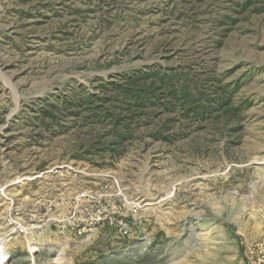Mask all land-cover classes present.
Listing matches in <instances>:
<instances>
[{
	"label": "rangeland",
	"instance_id": "374dc122",
	"mask_svg": "<svg viewBox=\"0 0 264 264\" xmlns=\"http://www.w3.org/2000/svg\"><path fill=\"white\" fill-rule=\"evenodd\" d=\"M155 65L238 115L158 110L113 152L81 101ZM263 238L264 0H0L3 264H249Z\"/></svg>",
	"mask_w": 264,
	"mask_h": 264
},
{
	"label": "trees",
	"instance_id": "16d2710c",
	"mask_svg": "<svg viewBox=\"0 0 264 264\" xmlns=\"http://www.w3.org/2000/svg\"><path fill=\"white\" fill-rule=\"evenodd\" d=\"M179 75L176 71H167L156 65L147 70L139 69L122 76L111 86L103 83L104 90L111 93L110 97L88 95L83 98L81 104L88 110L97 105L99 112L93 117L98 121L107 119L113 126L108 141L113 152H119L120 146H125V142L133 139L129 124L133 118L150 120L158 110L169 111L178 106L185 110L188 116L192 114L196 118H204L213 111L227 116L238 115L239 107L232 105L228 90L223 88V92L218 93L216 97H207L203 92L197 94L190 85H179ZM63 101L66 102L65 99ZM161 134L157 132L153 136L159 138Z\"/></svg>",
	"mask_w": 264,
	"mask_h": 264
},
{
	"label": "built area",
	"instance_id": "2783aa9c",
	"mask_svg": "<svg viewBox=\"0 0 264 264\" xmlns=\"http://www.w3.org/2000/svg\"><path fill=\"white\" fill-rule=\"evenodd\" d=\"M63 167H65L66 169L70 168V166L67 164L63 165L62 168ZM52 170L53 168H51L50 170H46L42 173H39V176H41L42 174L51 172ZM83 220L86 221V217ZM99 220H101V217L98 216V221ZM247 259H248L249 264L251 263L264 264V238L259 240V242L257 243L251 244L248 247Z\"/></svg>",
	"mask_w": 264,
	"mask_h": 264
},
{
	"label": "bare ground",
	"instance_id": "6f19581e",
	"mask_svg": "<svg viewBox=\"0 0 264 264\" xmlns=\"http://www.w3.org/2000/svg\"><path fill=\"white\" fill-rule=\"evenodd\" d=\"M146 204H148V203H146ZM3 241H1L0 242V264H3L4 262H5V260H6V257H5V255H4V249H3ZM32 249V252L33 251H35L36 250V248L33 246V247H31Z\"/></svg>",
	"mask_w": 264,
	"mask_h": 264
}]
</instances>
